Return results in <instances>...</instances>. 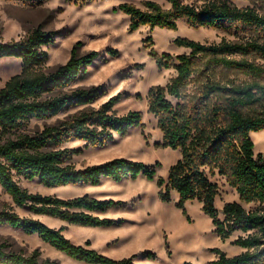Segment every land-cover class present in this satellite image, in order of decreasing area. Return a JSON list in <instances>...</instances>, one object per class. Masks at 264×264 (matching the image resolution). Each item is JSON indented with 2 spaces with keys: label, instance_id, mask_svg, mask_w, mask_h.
Segmentation results:
<instances>
[{
  "label": "trees",
  "instance_id": "16d2710c",
  "mask_svg": "<svg viewBox=\"0 0 264 264\" xmlns=\"http://www.w3.org/2000/svg\"><path fill=\"white\" fill-rule=\"evenodd\" d=\"M34 4L40 0H21ZM85 3L87 0H68ZM163 8L153 0H144L141 6L119 3L114 11L129 16L128 30L142 25L175 29L178 20L193 27H210L229 33L238 31H264V15L252 6H238L234 0H166ZM54 40V33L37 27L20 40L0 42V57H16L21 70L0 87V186L11 197L13 204L26 208L33 215L53 217L71 225L107 227L113 219L101 218L102 212L119 204L112 199H98L88 194L61 198L30 192L18 179L36 178L46 187L61 185H96L102 178L119 181L124 177L142 175L155 178L157 165L141 161L112 158L97 164L77 168L71 162L82 148L60 147L70 138L83 140L86 146L103 145L114 134L126 131L141 122V112L131 110L117 115L113 106L118 95L111 96L97 107L90 104L104 93L103 86H77L67 88L71 81L84 75L86 67L98 56L96 50L77 52V42L70 57L53 70H40L48 58L42 49ZM188 53L173 58L153 49L149 54L160 68L173 67L175 75L165 85H154L147 92V111L154 115L162 132L155 147L180 150V158L169 167L165 178L157 177L162 187L158 193L161 201L170 200V191L178 194L176 206L184 212L189 200L202 204L203 212L211 218L214 231L221 239L229 238L235 231L245 233L232 244L243 249L233 256L213 248L216 258L207 264H264V155L254 154L249 133L264 129V64L255 63L236 55L256 54L264 60V43L255 38L241 41L221 40L218 43L177 37L173 40ZM150 46V40L148 39ZM115 56L117 51L111 49ZM174 60L176 63H174ZM211 67L239 70L249 77L243 82H221L209 76L200 83L193 94L184 95L191 76ZM167 96L177 100L173 104ZM74 113L42 129H30L32 119H51L64 110L80 107ZM215 174L224 178L235 189L240 202L223 204L218 217L215 197L218 186L211 181ZM241 202L254 203L246 210ZM0 225L35 234L42 242L68 257L87 264H133V256L112 259L93 248L74 244L63 233L65 225L51 227L38 218L20 216L11 207L0 208ZM151 255V253H148ZM1 264H58L51 259H40L37 250L25 255L0 243Z\"/></svg>",
  "mask_w": 264,
  "mask_h": 264
},
{
  "label": "rangeland",
  "instance_id": "374dc122",
  "mask_svg": "<svg viewBox=\"0 0 264 264\" xmlns=\"http://www.w3.org/2000/svg\"><path fill=\"white\" fill-rule=\"evenodd\" d=\"M144 0H87L85 3H74L68 0H40L26 4L21 0H0V42L20 40L33 29L54 33V40L43 45L42 49L48 58L40 70L49 72L70 57L72 47L80 42L79 54L96 50L98 56L86 67L84 75L71 81L67 88L77 86L101 85L104 93L90 106L97 107L114 95L118 100L113 106L117 115L131 110L141 112V122L130 127L124 135L114 134L103 145L86 146L83 140L70 138L62 143L64 148H82L73 155L71 162L77 168L97 164L112 158H126L141 161L146 165H156L155 178L149 180L142 175L135 178L124 177L119 181L102 178L98 184H75L46 187L32 180L18 179L19 184L30 192L43 195H55L61 198L88 194L98 199H112L120 203L105 211L96 212L101 218L113 219L107 227H88L71 225L53 217L33 215L26 208L15 206L11 197L0 186V208L11 207L20 216L38 218L51 227L65 225L64 235L74 244L95 249L97 252L118 260L133 256V264H207L216 258L213 248H218L228 256L240 253L243 249L232 244L238 236H245L241 231L233 232L229 238L221 239L214 231L211 218L202 210L197 200H189L184 205V212L176 206L178 194L170 191V200L159 199L157 177L165 178L169 167L180 158V150L170 147H155L160 142L162 132L157 126L156 118L147 111V92L151 86L165 85L175 75L171 66L160 68L149 54L153 49L158 54L176 55L188 53L183 46H177L173 40L177 37L188 38L202 43H218L221 40L241 41L255 38L264 43V31L250 30L229 33L210 27H193L183 20L177 21L175 29L142 25L134 31L128 30L129 16L113 8L119 3L128 2L141 6ZM163 8H168L166 0H153ZM191 2V0H183ZM238 6H252L264 15V0H234ZM150 40V46L148 45ZM117 51L115 56L109 50ZM255 63L264 64L256 54L236 55ZM174 63L176 61L174 60ZM195 72L184 92L192 95L195 88L209 76L221 82L236 83L249 80L243 72L225 67H211ZM21 70V61L16 57H0V87ZM167 98L173 103L177 100ZM80 107L70 108L48 119H32L30 129H42L45 124L74 113ZM253 141V151L264 155V129L249 133ZM211 181L218 186L215 207L218 217L223 218L221 208L224 203L240 202L239 195L229 186L223 177L215 174ZM246 209H254L256 204L244 203ZM7 244L9 249L25 255L37 250L40 259H51L58 264H87L76 261L42 242L35 234H26L21 229L0 225V243ZM148 253H151L149 255ZM1 264V263H0Z\"/></svg>",
  "mask_w": 264,
  "mask_h": 264
}]
</instances>
